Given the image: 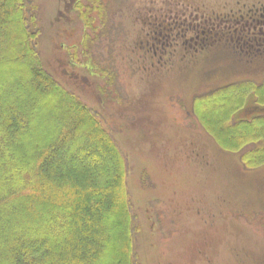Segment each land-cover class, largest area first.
Returning <instances> with one entry per match:
<instances>
[{"label": "rangeland", "instance_id": "1", "mask_svg": "<svg viewBox=\"0 0 264 264\" xmlns=\"http://www.w3.org/2000/svg\"><path fill=\"white\" fill-rule=\"evenodd\" d=\"M253 1L33 2L31 43L40 61L96 115L126 162L135 264H264V153L252 158L263 142L250 133L230 143L203 113H216L217 105L202 103L219 89L247 84L229 124L264 113V61L234 57L224 40L195 46L173 38L154 46L151 24L191 15L220 30L225 15ZM17 62L5 75L18 77ZM40 86L44 99L31 105L29 121L52 104L57 115L73 110ZM34 120L22 132H31ZM61 120L69 129V119Z\"/></svg>", "mask_w": 264, "mask_h": 264}, {"label": "trees", "instance_id": "2", "mask_svg": "<svg viewBox=\"0 0 264 264\" xmlns=\"http://www.w3.org/2000/svg\"><path fill=\"white\" fill-rule=\"evenodd\" d=\"M33 2L0 0V264H135L126 162L96 115L40 61L31 43ZM15 58L20 74L11 78L5 72ZM41 83L73 110L54 114V103L29 121L31 105L44 99ZM246 86L207 96L202 103L219 113H203L230 143L250 133L262 141L255 158L264 153V113L229 124ZM31 120L34 128L22 132ZM77 156L91 163L71 162Z\"/></svg>", "mask_w": 264, "mask_h": 264}, {"label": "flooded vegetation", "instance_id": "3", "mask_svg": "<svg viewBox=\"0 0 264 264\" xmlns=\"http://www.w3.org/2000/svg\"><path fill=\"white\" fill-rule=\"evenodd\" d=\"M244 5L245 10L242 8L240 13L223 17L226 26L220 30H216L214 25H209V19L197 21L195 18H200L199 16L154 18L151 21L155 29L152 31L156 40L154 46L159 42L165 45L171 43L173 38L185 39L192 41V45L203 46L213 43L217 38L224 40L230 54L238 59H245L248 63L264 61V0H254L252 4ZM147 42L151 44V40ZM253 110L258 111L257 107L252 106L251 111ZM260 113L263 112H255L252 116Z\"/></svg>", "mask_w": 264, "mask_h": 264}]
</instances>
